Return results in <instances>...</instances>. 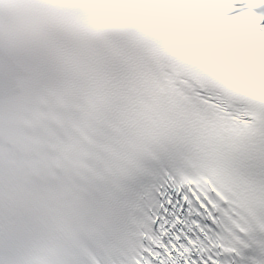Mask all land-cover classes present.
Wrapping results in <instances>:
<instances>
[{
    "label": "snow or ice",
    "instance_id": "1",
    "mask_svg": "<svg viewBox=\"0 0 264 264\" xmlns=\"http://www.w3.org/2000/svg\"><path fill=\"white\" fill-rule=\"evenodd\" d=\"M245 2L252 0H237V6L244 7ZM255 3L251 11L258 30L264 31V0ZM113 63L119 67L121 61ZM35 72L36 68L21 61L12 49L0 47V110H6L21 94L22 84L31 80ZM124 133L114 119L99 126L101 142ZM245 167L258 183L264 184V148L245 161ZM178 179L174 169L165 165L155 180L147 183L150 207L145 211L154 221L152 233L162 237L164 246L146 237L138 238L126 264H145V258L151 264H264V202L250 213L221 200L214 190L204 196L199 190L181 187ZM0 250L5 253L0 264H36L31 258L32 250L18 248L7 226L0 228ZM92 251L94 259L87 255L71 260L53 258L51 264H108L103 249L92 247Z\"/></svg>",
    "mask_w": 264,
    "mask_h": 264
},
{
    "label": "bare ground",
    "instance_id": "2",
    "mask_svg": "<svg viewBox=\"0 0 264 264\" xmlns=\"http://www.w3.org/2000/svg\"><path fill=\"white\" fill-rule=\"evenodd\" d=\"M234 65L243 77L254 84H258L260 79H264V56L255 61L250 55H243Z\"/></svg>",
    "mask_w": 264,
    "mask_h": 264
}]
</instances>
